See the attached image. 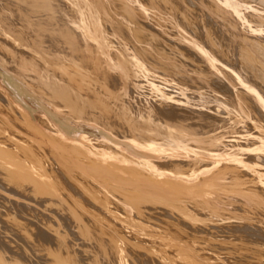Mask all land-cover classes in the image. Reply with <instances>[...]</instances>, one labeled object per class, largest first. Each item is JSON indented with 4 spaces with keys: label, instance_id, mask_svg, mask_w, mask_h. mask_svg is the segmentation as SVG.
<instances>
[{
    "label": "bare ground",
    "instance_id": "bare-ground-1",
    "mask_svg": "<svg viewBox=\"0 0 264 264\" xmlns=\"http://www.w3.org/2000/svg\"><path fill=\"white\" fill-rule=\"evenodd\" d=\"M243 29L217 0H0V65L61 115L225 161L195 184L100 163L0 88V264H264V184L226 163L264 150V38ZM242 112L261 132L237 145Z\"/></svg>",
    "mask_w": 264,
    "mask_h": 264
},
{
    "label": "rangeland",
    "instance_id": "rangeland-1",
    "mask_svg": "<svg viewBox=\"0 0 264 264\" xmlns=\"http://www.w3.org/2000/svg\"><path fill=\"white\" fill-rule=\"evenodd\" d=\"M232 1L236 4H224L225 2L223 0H217L220 6L226 8L228 11H231L235 18L240 22L241 26L244 28L243 30L245 31L243 32L244 35L247 37L254 36V38L256 37L257 39L264 38V18H262L264 17V9L255 4H247L245 1ZM249 16H253L255 18L257 17L258 20H250L248 19L250 18ZM247 20H250L251 23ZM256 22L260 23V25L258 24L259 26L262 25L261 28ZM235 36L238 35L236 34ZM258 67V70L263 72L260 69V67H264L263 64L258 65L257 68ZM0 88H5V93L11 96V98L16 102L17 107L29 115L32 123L41 132L43 131L42 133H44V136H56L64 143L75 145L78 148H81L83 152L97 162L114 163L119 167H131L132 165L129 162L124 161L121 157L117 156L119 154L121 156L125 155L137 160L138 164H135L136 167H138L142 172H147L152 177H156L158 179H171L187 184H195L198 183L201 178L210 177L222 164L225 163L224 160L203 156L195 150H176L171 146L164 147L153 143L144 144L136 139H131L128 142H125L124 137L117 135L115 131L109 128H105L100 124L98 125V123L94 121L83 118H73L66 114L61 115L60 109L42 100L35 93L30 92L22 80L17 78L15 74L4 68L2 65H0ZM240 115L244 120H250L255 132L242 129L241 132H236L237 134L233 133V135L230 134L225 139L228 142L235 143L237 145H246L251 141V138L255 137L256 133H260L261 131L255 124V120H252L253 118L246 116V113L244 112ZM39 120L43 121L45 126L42 125ZM58 132H61V134ZM28 136L33 147L35 146L34 152L36 153V156H39L40 158L43 156L46 158L49 155L48 153L46 154V151L51 147V143L46 141L47 139L42 136H37L35 134ZM127 143L134 146L136 149L129 150L130 152L123 151L122 146ZM41 147L43 152L40 149ZM149 152L151 153L150 155H148ZM248 152L252 157L251 161L244 154L237 156L227 155L226 163L237 166L239 169H242V171H246L255 177L259 184H264V157L261 156L259 159H256L257 163L255 160L257 157H254L255 155H259V153L264 155V150L251 149ZM42 153L45 154L43 155ZM198 159L206 162H212L213 166L209 169H204L198 172L195 177H183L177 173L170 172L165 168L168 163L173 161L184 160L193 162Z\"/></svg>",
    "mask_w": 264,
    "mask_h": 264
}]
</instances>
